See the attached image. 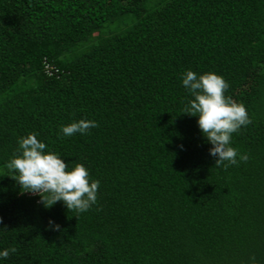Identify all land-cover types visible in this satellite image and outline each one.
<instances>
[{
  "label": "trees",
  "instance_id": "trees-1",
  "mask_svg": "<svg viewBox=\"0 0 264 264\" xmlns=\"http://www.w3.org/2000/svg\"><path fill=\"white\" fill-rule=\"evenodd\" d=\"M189 70L245 106L237 165L183 113ZM33 133L100 181L88 211L9 177ZM0 217V264H264V0H0Z\"/></svg>",
  "mask_w": 264,
  "mask_h": 264
},
{
  "label": "clouds",
  "instance_id": "clouds-1",
  "mask_svg": "<svg viewBox=\"0 0 264 264\" xmlns=\"http://www.w3.org/2000/svg\"><path fill=\"white\" fill-rule=\"evenodd\" d=\"M182 83L194 97L188 101L183 113L198 116V127L206 141L213 146L209 153L215 158V166L223 165L227 168L229 165H237V150L229 145L232 134L252 122L245 106L225 96L229 84L215 73H205L198 77L189 70L182 74ZM97 126L96 121L81 119L61 126V138L78 132L87 133ZM18 144L17 152L20 154L15 155L6 167L13 173L9 177L18 183L21 193L38 195V202L45 208L62 201L69 211L77 213L86 212L96 204L100 181L92 180L90 183L85 166L76 164L69 171L64 159L44 151L46 144L40 142L34 133L19 139ZM248 159L247 154L239 155L241 162H247ZM53 223L49 221L50 226ZM59 229V225H54L53 230ZM17 251L15 247L5 249L0 252V258L6 259L10 253ZM250 261L255 264V257H250Z\"/></svg>",
  "mask_w": 264,
  "mask_h": 264
}]
</instances>
